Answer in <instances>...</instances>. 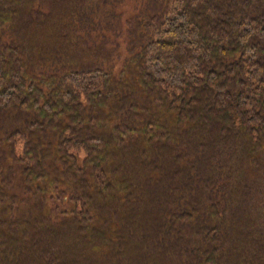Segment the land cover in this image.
<instances>
[{
	"label": "trees",
	"instance_id": "1",
	"mask_svg": "<svg viewBox=\"0 0 264 264\" xmlns=\"http://www.w3.org/2000/svg\"><path fill=\"white\" fill-rule=\"evenodd\" d=\"M0 264H264V0H0Z\"/></svg>",
	"mask_w": 264,
	"mask_h": 264
}]
</instances>
